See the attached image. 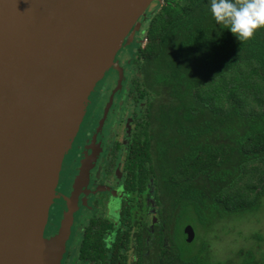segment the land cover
<instances>
[{"label":"trees","instance_id":"16d2710c","mask_svg":"<svg viewBox=\"0 0 264 264\" xmlns=\"http://www.w3.org/2000/svg\"><path fill=\"white\" fill-rule=\"evenodd\" d=\"M154 3L157 10L144 26L148 41L133 64L130 91L146 110L129 143L130 167L161 181L166 220H180L189 210L211 228L260 210L264 28L239 41L212 16L210 0ZM204 242L191 253L176 246L177 235L163 239L162 260L148 264H264V251L240 250L236 262L214 261Z\"/></svg>","mask_w":264,"mask_h":264},{"label":"water","instance_id":"95a60500","mask_svg":"<svg viewBox=\"0 0 264 264\" xmlns=\"http://www.w3.org/2000/svg\"><path fill=\"white\" fill-rule=\"evenodd\" d=\"M155 1L0 0V264H61L76 192L57 232L44 230L64 158L89 95ZM185 234L195 239L191 224Z\"/></svg>","mask_w":264,"mask_h":264},{"label":"flooded vegetation","instance_id":"af4514ba","mask_svg":"<svg viewBox=\"0 0 264 264\" xmlns=\"http://www.w3.org/2000/svg\"><path fill=\"white\" fill-rule=\"evenodd\" d=\"M127 52L129 49L119 56V66L131 60L128 69H113V75L105 80L100 91L101 116L92 123L84 121L63 162L56 189L60 195V206L56 205L60 222L75 192L78 203L61 264L161 261L158 247L163 239L169 242L177 235L179 220L164 218L169 213L158 187L161 181L154 174L149 173L148 177L133 170L128 161L129 143L141 116L129 114L131 105L140 101L130 91L137 70L133 67L135 60ZM152 184L155 186L151 187ZM57 220L48 228V219L46 236H53L58 230Z\"/></svg>","mask_w":264,"mask_h":264},{"label":"rangeland","instance_id":"374dc122","mask_svg":"<svg viewBox=\"0 0 264 264\" xmlns=\"http://www.w3.org/2000/svg\"><path fill=\"white\" fill-rule=\"evenodd\" d=\"M156 5L157 4L153 3L150 6L146 15L141 19L139 26L133 33L132 39H129V42L126 43L118 53L116 57L118 66H119V56L122 53H125L127 49H129V52H127L128 53L127 56L130 57L132 60H135V58L137 57V48L139 47V45L141 44L145 45V43H147V36L143 29L146 22L150 18V13L157 10ZM129 62L131 63V60ZM129 62L125 63L124 66H120L119 67L120 70H122V68L128 69L130 64ZM113 69H117V68L115 66L111 67L109 71H107L105 76L100 81H98L94 90L89 95V98L84 106L80 127L84 123V121L86 123L91 122L92 120L98 121L99 117L101 116L103 109L101 105V100L99 99V94L105 83V80L106 81L108 79L110 80L111 76L113 75L112 74L114 73L112 72L114 71ZM143 104L142 101H140L138 105L137 104L131 105V107L129 108V114H133L134 116L137 115L142 116L144 111L146 110ZM69 153L70 151L66 154L69 155ZM67 155L65 156V158H67ZM65 158L64 160H66ZM62 169H63V165L61 171ZM61 171H60V176H61ZM59 181H60V177H59ZM59 197L60 195L58 194V192H56V196L50 207V211L48 214L51 220L50 223L48 222V228L49 226L50 228H52L51 226H54V224H56L55 222L56 219H58L57 223H60V214L57 215L56 212V211H60L58 210L59 209L58 207L56 209V205L60 206L59 200L57 199ZM180 215L182 217L179 220V223L177 222V225L181 224L183 230L185 225L191 224L195 228V232H196V236L193 241V244H191L187 242L186 236H184L183 231L181 232L177 228L178 234H177L176 246L177 247L180 246L179 249L181 250H188V252L191 251V253H193L198 249H200L205 243L204 240L207 239L209 242V246H208L209 251L207 250V252H209L211 259L214 261H225V262L226 261L236 262L239 259L238 253L240 250L251 251L253 253H256V255H259L260 251H264V198L262 199L260 210L255 211L253 213L252 212L248 213L243 216H234V217L222 219L219 223L215 224L211 228L209 227L206 228L198 224L197 220L194 218V214L189 210L181 211ZM259 234L260 236H263L262 240H257ZM44 235H46V228L44 230ZM46 238H50V236H47Z\"/></svg>","mask_w":264,"mask_h":264},{"label":"clouds","instance_id":"9594fccd","mask_svg":"<svg viewBox=\"0 0 264 264\" xmlns=\"http://www.w3.org/2000/svg\"><path fill=\"white\" fill-rule=\"evenodd\" d=\"M209 7L215 20L227 25L239 41L264 28V0H210Z\"/></svg>","mask_w":264,"mask_h":264}]
</instances>
